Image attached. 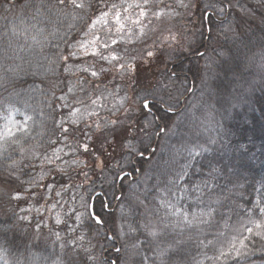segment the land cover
I'll return each mask as SVG.
<instances>
[{
	"label": "trees",
	"instance_id": "16d2710c",
	"mask_svg": "<svg viewBox=\"0 0 264 264\" xmlns=\"http://www.w3.org/2000/svg\"><path fill=\"white\" fill-rule=\"evenodd\" d=\"M24 2L25 0H0V76L5 79V86L0 88V131L3 130L4 117L8 114L5 109L14 105L16 110L11 113L20 114L28 129L26 136L16 132V137L20 138L26 149L39 146V151H43L46 157L62 138L58 132L66 129H61L59 125L61 118L59 96L66 94L69 81L78 83V86L81 87L85 82L92 83L94 86L91 92H93L97 87L105 85L104 78L107 73L99 71L105 65V61L101 60L99 56L90 55L97 49L88 45V41L92 38L91 35H85V33L93 31L90 25L92 19L98 15L95 10L75 17L57 19L55 15H51L47 19L38 17L37 20H33L31 17L34 10L22 9L21 6ZM165 3L173 4L174 0H165ZM213 4H216L217 7L221 6L218 0H194L190 11L182 8L176 9L180 13H187L181 16L179 28L176 32L174 31L178 37L171 43L165 44L171 47L166 51L168 54L156 48L152 50L160 58L157 57L158 59L150 61L152 70L158 72L159 66H162L166 68L165 72L163 76L159 75L157 79L151 80V86L144 82L140 84V87L143 85L151 88L152 82L156 84L157 81L168 83L167 77L176 72L178 78L173 77V83L169 89L172 95L178 96L179 91H183L184 87H191L192 93L185 92L181 96L179 107L172 115V120L180 116L183 101L192 96L196 97L199 102L198 113L201 116L208 114L206 104L208 97L207 95L201 97V92L198 89L203 86L197 77L198 71L201 76L204 75L205 59L199 57L197 53L206 52L207 55L219 60L220 58L216 55L217 51L226 45H232V39L226 38L228 35L224 31L227 21L230 20L233 21V27H239L240 34L238 33V36L243 40L244 45H247V47L241 45L240 55L244 64L243 73L248 81L244 87L250 88V91L242 92V102L237 107L231 108L230 112L225 113L222 110L213 112L214 122L206 130L201 127L200 131L198 130L197 124H199L200 117L190 125L185 123L188 121L187 119L185 122H178V125L185 123L182 133L184 137L180 141L166 139L162 143L164 134H161L160 136H153L151 141L145 142L144 139L141 140L142 138L136 136V134L140 135L143 132H134V140L138 141L137 149L150 145L149 151L145 152L143 157L130 156L129 152L123 150L120 154H115L110 147L106 146L110 139V136L106 134L107 131L99 130L98 134L89 131L84 133V129H80L78 135L79 137L82 136L86 143H89L87 152L83 148L79 150V154H71L68 157L62 156L63 159H56L60 156L49 157L51 163L45 159L41 160L36 154L33 156L25 155L29 159L22 161L19 171L15 173L20 177L19 181L0 184V225L14 226L7 236L11 241V252L16 255L12 256L8 252H4L6 256L9 255L15 260L23 253V258L26 260L28 249H30L47 257L45 264H51L50 259H48L51 253L50 248L43 241H31L35 223H26L20 217L23 215L32 216L33 210L45 204L47 200L50 202L52 200L57 201L58 203H55L56 211H62L64 214L66 209L79 208L83 203L81 198L87 199L94 189L96 194L104 191L110 194L112 191L109 187L111 176L119 163H127L129 160L133 161V164L129 165V169L133 166L139 169L138 173L133 172V180H139V184L146 181V187L151 189L147 199L144 198L143 192H140L141 199L144 200L150 210L160 208V200L153 199V197L163 194L157 193V190L152 188V185L156 184L157 177L160 178L161 187H163L166 183V177L162 174L175 172L183 166L189 173L187 180L191 187L200 184L202 178H208L207 174L211 168H219L221 175L213 179L212 183L221 185L223 193L229 197L215 216L219 230L223 231L225 235L228 234L229 229L224 227L225 219L229 226L236 224L238 218L244 220L246 224L248 216L251 215L249 209L255 210L254 219L259 218L257 205L264 203V68L261 67L259 56L261 50H264V4H261L260 0H256L248 5L250 11H255L256 15L251 21L247 19L249 21L247 25H251V27L245 31H241V26L236 20V18H240L235 11H239V6L235 9H229L227 20H224L222 17L217 19L215 9L211 7ZM8 8H11V11L6 10ZM205 12L213 22L205 17ZM235 15L237 16L235 17ZM111 19L109 18V20ZM38 20H42V22H38ZM245 20H242L241 25L246 22ZM32 24H36V29L31 28ZM109 27L114 28L111 25L97 24L94 31L105 38L104 34ZM40 28L44 29L42 34L37 31ZM81 44L87 46V51L81 47ZM109 47L114 48L115 45L109 43ZM99 50L104 51L105 49L101 46ZM71 53H75V55H70ZM61 56H67L68 60H62ZM253 56L254 59L249 60V57ZM147 59H150L149 56ZM49 61H53L55 71L44 73L42 69L38 70V65L47 66ZM95 63L100 66H96ZM90 65H95L96 70H89ZM17 66L22 71L15 78L11 69L17 68ZM84 69L88 70L84 71ZM189 69L191 71H188ZM92 71L99 73L98 76L93 77ZM33 73L35 74L33 75ZM185 77L187 78L186 81ZM120 81L123 80L120 79L118 84L121 83ZM212 83L215 85L217 81H212ZM219 83L228 88V91H233L223 79L222 73ZM133 85L139 87L136 82ZM29 89L34 90L30 91ZM92 95L88 92V96ZM165 98L167 99V95ZM124 112L121 109L118 116ZM29 116L32 117L31 120L27 119ZM206 119L202 117L201 123L203 124ZM87 133L90 135L87 136ZM209 137L215 139L216 143L209 144ZM197 145H203L209 150L200 155L190 156L189 152L183 153L184 151H192L193 148H197ZM176 149H180V151L177 152ZM199 152H201V147ZM20 154L16 145L8 147L6 153L0 154V170L7 168L12 159H20ZM77 161L78 163H76ZM33 178L37 184L29 183ZM0 179H4V177H0ZM201 188H203L202 184ZM219 191L218 189L217 193ZM205 193L204 200L207 202L209 199L207 190ZM177 195L184 197L185 193L181 191ZM194 195V193L189 192V199H180L179 205L191 203ZM17 196H23L25 200L29 197L30 204L26 205V201L23 199H21L23 202L14 199ZM212 198L215 199V194ZM174 200L173 202L176 203ZM117 203L113 201V208L117 207ZM192 210H196L195 206ZM222 214L224 219H221ZM117 216H119L118 209ZM139 218L140 212L136 209L133 219L138 220ZM67 225H73V223H70L68 219ZM216 231L217 228L211 229L206 236H200L199 240H204L206 243L207 240L214 239ZM29 232L31 237H29ZM58 233L64 238L67 245L66 250L72 249L69 246L71 243L68 241L78 233L70 232L69 228L63 224L60 225ZM245 234L247 235V233ZM196 235L193 232V238L188 239L187 232L180 237L171 233L165 238L168 241L176 239L182 241L176 252L169 253V264H194L196 260L203 261V264H210V261L204 259L201 253L207 252L208 256H212L214 253L211 247L198 246L199 240ZM140 238L142 239V235ZM255 242L259 247V238H255ZM47 243L51 246L49 242ZM92 243L96 245L97 254L102 252L103 259L109 261L111 258L116 261V264H120L124 258L125 250L122 241L115 243V247L121 248L119 259L113 248V242L105 240L103 236L94 237ZM107 244L110 247L104 249ZM148 255L152 256L153 253L148 252ZM251 259L254 264H264V257L259 252Z\"/></svg>",
	"mask_w": 264,
	"mask_h": 264
},
{
	"label": "snow or ice",
	"instance_id": "6c2138e0",
	"mask_svg": "<svg viewBox=\"0 0 264 264\" xmlns=\"http://www.w3.org/2000/svg\"><path fill=\"white\" fill-rule=\"evenodd\" d=\"M260 2L264 4V0H260ZM218 3L221 5L220 7H217L216 4L211 5L217 13V19L222 17L224 20H227L229 9H235L238 6L242 16L251 15L250 10L241 4L240 0H235V2L234 0H218ZM21 8L33 9L34 14L31 17L33 20H37L38 17L47 19L51 15H55L57 19L69 16L75 17L81 14H88L90 11L95 10L98 15L95 16V19H92L90 25L93 31L91 33H85L86 36L91 35L92 37L88 41V45L97 49L90 53V55L93 57L99 56L103 61L111 60L113 62H120L124 57L120 55L116 48L109 47V41L112 45L119 47L115 37L126 31H131L130 29H126L127 23L139 25L141 36H144L147 34L145 31V20H148V24L153 23L152 20L148 19L149 16H152L155 20L183 16L187 13L177 12L176 9L182 8L190 11L192 2L191 0L189 2H185V0H174L173 4H167L165 0H122L119 5L115 3L109 5L106 3V0H25ZM121 9L123 10V15ZM6 10L11 11V8ZM133 15H135V19H132ZM110 16L114 21L115 33L109 27L105 33L107 39H104L94 30L97 24L109 25ZM205 17L210 22H213L206 12ZM38 22H42V20H38ZM31 28L36 29V24H32ZM151 30L154 31L155 29L153 28ZM37 31L42 34L44 29L40 28ZM224 31L226 34H233L230 37L232 39V45H226L217 51L216 55L220 58L219 60L207 55L206 52L197 53L199 57L205 59L204 75L201 76L198 71L197 77L203 86L201 89H198L201 92V97L205 95L208 97L206 104L209 122L213 120V112L221 110L225 113L230 112L231 108L237 107L242 102V92L250 91V88L244 87L248 81L243 73L244 64L240 55L242 51L241 45H244V42L235 33L233 21H227ZM175 39L176 37L174 35L168 37L161 35L160 43L161 45L168 44ZM101 46L107 50V54L99 50ZM81 47H84L85 51H87V46L81 44ZM244 47H247V45H244ZM70 55H75V53H71ZM147 55L152 57L154 52L149 50ZM259 56L261 59V67L264 68V50H261ZM60 58L64 61L68 60L67 56H61ZM251 59H254V56L249 57V60ZM120 67L124 68L125 65L121 63ZM37 68L38 70L42 69L44 73L55 71L53 61H49L47 66L38 65ZM87 70L84 69V71ZM11 71L16 78L20 75L22 69H19V66H17V68L11 69ZM99 71L104 72L105 69L101 67ZM188 71H191V69ZM181 72H183V69H181ZM221 73L228 87L232 88L233 91H228V88L223 87L219 83ZM91 75L97 77L98 73L92 71ZM173 77L178 78L176 72L171 73L167 77L168 83L157 81L151 88L142 85L136 98L131 100V107L127 106L128 98L125 97L121 101L122 110L126 113L124 119L122 121H109V123L121 127L125 133L129 129L134 132H143L149 141H151L153 136H160L161 134L167 135L170 131L169 124L172 122V115L175 114V110L180 103L179 97L183 96L185 92L192 93L191 87H184L183 91H179L178 96H173L169 90L173 83ZM186 79L185 77V81ZM212 81H217V83L213 85ZM4 86L5 79L0 76V88ZM140 93H143V95ZM165 95H167V99ZM217 105L219 106L218 108ZM13 110H16L14 105H10L5 109L9 114L4 117L7 123L4 125V129L0 131V154L6 153L8 147L11 145H16L17 151L21 153V158L12 159L7 168L0 170V177H4V179H0V184L19 181L20 177L15 175V173L19 171L22 161L26 158L24 156L26 148L20 138L16 137L15 133L20 132L26 136L28 129L26 123L21 124L20 121L12 118L11 112ZM78 112V109L73 110L71 115L75 117ZM89 115H96V113L92 112ZM134 118L136 122L140 123L139 128H136L133 123H128L133 121ZM27 119L31 120L32 117L29 116ZM73 123H75V120ZM97 127L100 128L101 125L97 124ZM63 131L67 133L68 129H63ZM112 131H115V128ZM133 139H135V136ZM208 143L215 144L216 140L209 137ZM149 147L137 149L134 144L129 143V155L143 157L145 152L149 151ZM200 147L201 152L196 153V155H200L202 152L209 150L203 145ZM83 148L87 152L89 145L84 144ZM176 151L179 152L180 149H176ZM189 155H192L191 150H189ZM45 159L50 163L52 162L48 157H45ZM56 159H60V157H56ZM131 164H133L132 160H129L127 163L121 162L118 164L109 181V187L112 189L110 194L104 191L97 194L95 198L92 194H89L87 199L81 198L83 203L79 208H70L64 211L65 219H61L59 215L55 217L56 225L63 224L69 228L70 232L74 234L78 233V235H73L68 241V243L73 245L70 253H68V259L65 260L64 258V249L67 245L61 243V254L56 256L53 264H116V261H108L97 255L95 251L96 245L92 243V239L100 236H103L105 240L113 242V248L118 254V259L121 248L115 247V243L122 241L126 250H131L132 255L141 258L139 264H157V262L158 264H169V253L176 252L182 241L180 239L168 241L165 239L167 236L175 233L177 237H180L187 232L188 239H192V233L195 232L197 234L196 238L199 240L200 236H206L208 231L213 228H217L214 239L207 240L206 243L204 240H199L198 245L200 247H211L214 253L212 256H208L207 252L201 253L204 259L210 261V264H254L251 258L258 252L264 257V203L257 205L259 212L258 219L253 218L255 216V210L249 209L248 211L251 215L248 216L246 224L244 220L238 218L236 224L229 226L225 219L224 227L229 229L228 234L225 235L223 231L219 230L215 216L220 207L223 206L224 201L229 199L223 193L221 185L212 183L213 179L221 175V169L211 168L207 174L208 178H202L200 184H195L191 187L189 186L190 182L187 180L189 173L186 167L182 166L175 172L162 174L166 177L164 186L161 187L162 182L159 177H157L156 184L152 185V188H155L157 193H163V195L153 197V199L160 200V208L150 210L144 200L141 199V193L138 189L140 181L133 180V172L138 173L139 169L135 166L129 169V165ZM5 173L7 174L6 176ZM29 183L37 184V181L33 178ZM201 184L203 188H201ZM218 189L220 190L219 193H217ZM205 190H207V195L209 196L207 202L204 200ZM150 191V188L145 187L143 192L145 199L148 198ZM181 191L185 193L184 197L177 195ZM189 192L195 194L194 199H191V203L179 205L180 199H189ZM213 194H215V199L212 198ZM167 197H175L176 203H173ZM15 198L19 199V196ZM113 201L118 202L116 208H113ZM137 206L144 207L145 213L142 219L134 220L133 217ZM193 206H195L196 210H192ZM52 207L55 208L56 205ZM161 208L164 210L163 214H160ZM117 209L119 216H117ZM73 218L74 224L67 225V220ZM21 219H26V217H21ZM221 219H224L223 214L221 215ZM13 227V225H0V251L8 252L10 255L15 256L16 254L11 252V241L7 236ZM109 233L111 234L109 235ZM54 235L57 241L62 240L58 232L54 233ZM140 235H144L145 238L141 239ZM255 238H259V247L256 245ZM25 247L27 248V246ZM105 247L107 246L105 245ZM148 252L153 253V255L149 256ZM46 260L47 257L28 249L26 260L23 258V253H21L14 261H6V264H45ZM194 264H203V261L196 260Z\"/></svg>",
	"mask_w": 264,
	"mask_h": 264
},
{
	"label": "rangeland",
	"instance_id": "374dc122",
	"mask_svg": "<svg viewBox=\"0 0 264 264\" xmlns=\"http://www.w3.org/2000/svg\"><path fill=\"white\" fill-rule=\"evenodd\" d=\"M185 1L189 2V0H185ZM193 1L194 0H191V2ZM255 1L256 0H240V3L245 5L250 10V7H248V5L250 3L251 4L254 3ZM121 2L122 0H106V3H108L109 5H111L112 3L119 5L121 4ZM165 11H167V9H165ZM176 11L178 12V10ZM235 11L237 12L238 16H240V18L238 17L236 18V20L237 22H239L241 26V31L242 30L245 31V29L248 28L250 29L251 25L250 26L247 25L249 23L247 19L250 21L253 20L254 16L256 15L255 11H250L251 15L249 16H242L240 9L239 11L238 10ZM121 12L123 15L122 9ZM236 16L237 15H235V17ZM109 18L112 17L110 16ZM135 18H136L135 15H133L132 19ZM148 19L152 20L153 23L148 24V20H145L144 24H145V31L147 33L146 35L141 36L139 25H133L131 23H127L126 29H130L131 31L130 32L126 31L120 34L119 36L115 37L118 41L119 47L115 45L114 48H116L119 51L120 55L123 56L124 59L121 60L120 62H113L111 60L105 61V65H103V68L105 69L104 72L107 73V76H105L104 78L105 85L99 86L96 89H94L96 92L95 91L91 92V89L94 86L92 85V83H88V82L84 83L83 86H85V88H83V86L82 87L78 86V83L75 84L73 81H69L67 86L68 90L66 91V94L64 93L59 96V100L61 101L59 103L61 107V112H60L61 118L59 121V125L61 126L60 127L61 129L62 128L68 129V132L65 133L63 132V130L58 132L62 135V138L60 142L58 143L55 142L57 143V145L53 150L49 152V155L46 157L54 158L55 156H60V158L63 159L62 156L68 157L71 154H77V153L79 154V150L83 149L84 144L89 145V143H86V141L82 138V136L79 137L78 132L80 129H84V133L86 131H89L92 133L97 132V134L99 130H102L103 132L107 131L106 134L110 136L109 137L110 139L106 144V146L110 147L112 151L115 152V154H120L122 150L124 152H129V148H128L129 143H132L137 147L136 144L138 143V141L133 139L134 137L133 134H135L134 131L129 129V131L125 133L122 131L121 127L112 125L109 123V121L112 120L122 121L124 119V116L126 115L125 112L121 116H118L119 111H121L122 109L121 101H123L124 98L127 97L128 105L130 106L131 100L135 99L137 93L140 92V84H143L145 82L147 85L151 86V80L157 79L159 75L163 76L166 68L159 66V71L155 72L154 69L152 70V67L150 65V61L152 59H158L160 57L157 54H154L152 57H149L150 59H147L148 56L146 57V55L149 50L152 51L155 48L159 50H163L165 51L166 54H168L166 51H168V49H170L171 47L166 46L165 44L161 45L160 37L161 35L165 37H168L170 35H174L175 37H178V35L174 33V31L176 32L179 28V22L181 21V16H173L171 19L165 18L162 20H155L152 16H149ZM242 20H245L247 23L244 22L243 25H241ZM109 21H110L109 25L114 26L112 30L113 33H115L114 21L113 19ZM153 28L155 29L154 31L151 30ZM234 28H235V33L238 34L239 27L234 26ZM227 35L229 38L233 36L232 33H227ZM104 36H105L104 39H107V36L105 34ZM104 52L105 54H107V51L104 50ZM121 63L125 65L124 68L120 67ZM95 65L98 67L100 66L96 63ZM95 65H90L88 67L89 70L92 69L96 70ZM120 79L123 81H120L121 83L118 84ZM134 82H136L139 87H135L133 85ZM153 85H155L154 82H152V86ZM88 92H90L93 95L88 96ZM140 94L143 95V93ZM92 99H94V101H92ZM179 99L181 100V96L179 97ZM199 106H200L199 102L194 96L189 97V99L183 101V107L181 108L180 116L175 117L172 120L171 124L169 125L170 131L167 133V135L163 136L161 140L162 143H164L166 139H170L172 141L182 140V138L184 137V134L182 133L185 128L184 126L185 123L190 125V123H193L198 117H200L199 124H197L199 131H200V127L205 130L210 128L212 122L214 121L212 120V122H209L208 114L201 116V114L198 113ZM77 109L79 110L77 115L75 117L72 116L71 112ZM92 112H95L96 115H89ZM11 116L13 119L20 121L21 124H25V121L21 119L20 114L17 115V113L13 112L11 113ZM202 117L207 118L206 120L203 121V124L201 123ZM149 119H151V117H149ZM186 119L188 120L187 122H185ZM74 120L75 123H73ZM178 122L179 123L185 122V123H183L182 125H178ZM6 123L7 121L4 119L3 129ZM128 123H133L136 128L140 127V123L136 122L135 119ZM97 124L101 125V127L98 128ZM113 128H115V131H112ZM89 135L90 134L87 133V136ZM138 135L139 134H136L137 138H142L141 140L144 139L145 142L148 141L147 137H145V134L141 133L139 135L140 137ZM39 149H40L39 146H34L32 148L29 147L28 149H26L24 156L25 155L33 156V154L35 153L36 156H39L41 160L45 159L44 152L39 151ZM199 151H200V146L197 145V148L195 149L193 148L191 152L192 155H196V153H198ZM185 152H189V151H184L183 153ZM28 159L29 158H25L24 160H28ZM145 187H146L145 181L139 184L138 185L139 192L141 193L144 192ZM92 194L95 196L96 194L95 189L92 192ZM14 199L16 198L14 197ZM21 199L25 200L23 196L19 197V200L23 202ZM169 199H171L173 202L174 197H170ZM25 201H26V205L30 204L29 197H27ZM55 203L58 202L55 200H52V202H50V200H47L45 204L33 210L32 216L23 215V217H26V219H23L24 222L35 223V227H34L35 229L33 231V238L31 241L32 242L43 241V243L50 248L51 253L48 259H50L51 264H53V260L56 258V256L61 254L60 244L65 243L63 236L60 235L62 237V240L57 241L54 235V233L59 232V228H60V225H56L55 223V217L59 215L61 219H65V216L62 213V211L61 212L56 211V207L55 208L52 207L53 205H55ZM136 209H138L140 212L139 219H142L145 213L144 207L137 206ZM162 211L163 210H160L161 214H163ZM69 222L74 224V218L69 219ZM42 228H44V230H41ZM28 234L29 237H31V233L29 232ZM144 238H145L144 235H142V239ZM47 242H49L51 246H49ZM69 246L73 248L72 244ZM108 247H110V245L107 244V248ZM66 249L67 246L64 249L65 260L68 259V253L71 251V249H68L69 250L68 252V250ZM104 249H106L105 246ZM124 250H125L124 258H122L120 264H136V262L138 264V260L140 257L132 255L131 250H126L125 247ZM97 255L101 256V258L103 259L102 252L98 253ZM6 261L10 262L14 260L9 255L6 256L4 252L0 251V264H6ZM109 261H115V260L110 258Z\"/></svg>",
	"mask_w": 264,
	"mask_h": 264
},
{
	"label": "water",
	"instance_id": "95a60500",
	"mask_svg": "<svg viewBox=\"0 0 264 264\" xmlns=\"http://www.w3.org/2000/svg\"><path fill=\"white\" fill-rule=\"evenodd\" d=\"M97 194H100V193H97ZM97 194H95V196H96Z\"/></svg>",
	"mask_w": 264,
	"mask_h": 264
}]
</instances>
